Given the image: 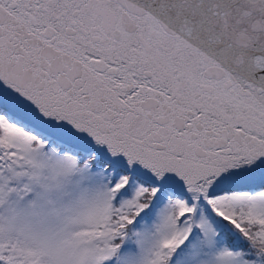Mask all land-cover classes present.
Here are the masks:
<instances>
[{
	"label": "snow or ice",
	"instance_id": "1",
	"mask_svg": "<svg viewBox=\"0 0 264 264\" xmlns=\"http://www.w3.org/2000/svg\"><path fill=\"white\" fill-rule=\"evenodd\" d=\"M0 264H264V0H0Z\"/></svg>",
	"mask_w": 264,
	"mask_h": 264
}]
</instances>
